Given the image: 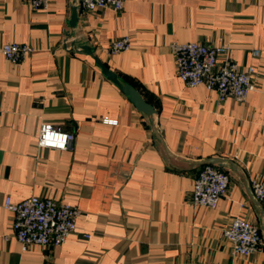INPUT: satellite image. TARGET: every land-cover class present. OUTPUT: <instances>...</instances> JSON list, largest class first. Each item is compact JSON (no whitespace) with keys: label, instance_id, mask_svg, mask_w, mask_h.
I'll list each match as a JSON object with an SVG mask.
<instances>
[{"label":"crops","instance_id":"obj_1","mask_svg":"<svg viewBox=\"0 0 264 264\" xmlns=\"http://www.w3.org/2000/svg\"><path fill=\"white\" fill-rule=\"evenodd\" d=\"M76 4L0 0V47L34 49L16 64L0 53V264H264V208L250 187L264 183V0H125L120 12ZM122 37L130 49L109 53ZM173 42L229 47L239 69L255 70V89L239 103L184 86ZM95 58L150 109L138 110ZM42 123L73 135L66 151L37 147ZM205 165L229 178L213 210L191 202ZM32 196L80 211L62 245L21 250L4 201ZM236 217L260 231L249 256L223 236Z\"/></svg>","mask_w":264,"mask_h":264},{"label":"built area","instance_id":"obj_2","mask_svg":"<svg viewBox=\"0 0 264 264\" xmlns=\"http://www.w3.org/2000/svg\"><path fill=\"white\" fill-rule=\"evenodd\" d=\"M33 10H46L50 0H24ZM125 0H77L76 7L84 12L111 8L117 12L123 10ZM177 77L184 86L193 88L203 86L214 91L219 101L227 98L243 103L248 94L255 89V70L252 67L239 69L230 58L229 47H211L199 43H171ZM130 49L129 37L115 39L108 46V52L117 54ZM34 52L28 45L8 43L0 47L1 55L10 63L16 64L27 59ZM253 56L258 51L252 52ZM109 125L116 121L104 119ZM73 135L59 127L42 123L37 135V147L66 151ZM229 178L226 173L213 165H205L197 174L191 193V202L195 206L213 210L228 190ZM254 197L264 208V183L257 179L250 181ZM4 209L13 213L11 229L21 250L32 246L58 247L77 231L76 220L80 211L69 204L32 196L19 203H12L7 197ZM230 243L234 255L249 256L262 244L258 227L241 217L232 219L222 231ZM84 239L90 235L83 233ZM189 264H205L192 261Z\"/></svg>","mask_w":264,"mask_h":264},{"label":"water","instance_id":"obj_3","mask_svg":"<svg viewBox=\"0 0 264 264\" xmlns=\"http://www.w3.org/2000/svg\"><path fill=\"white\" fill-rule=\"evenodd\" d=\"M77 20L78 18H77L76 10L72 9V15L69 22L70 26L74 27ZM82 50L89 53L93 52L92 49H88V47H82ZM94 60L96 64L100 67L102 73L114 84H116L120 88V90L131 99V101L134 103V105L137 107L138 110L147 111L150 109V107L142 100L141 96L136 91V89H134L128 83L122 82L113 72H111L97 58H95ZM211 163H218V161H212Z\"/></svg>","mask_w":264,"mask_h":264}]
</instances>
